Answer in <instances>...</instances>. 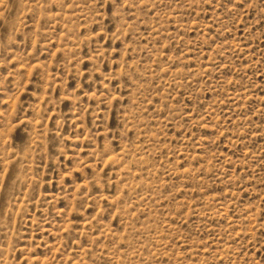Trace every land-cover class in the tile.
Instances as JSON below:
<instances>
[{
	"label": "rangeland",
	"instance_id": "374dc122",
	"mask_svg": "<svg viewBox=\"0 0 264 264\" xmlns=\"http://www.w3.org/2000/svg\"><path fill=\"white\" fill-rule=\"evenodd\" d=\"M0 264H264V0H0Z\"/></svg>",
	"mask_w": 264,
	"mask_h": 264
}]
</instances>
